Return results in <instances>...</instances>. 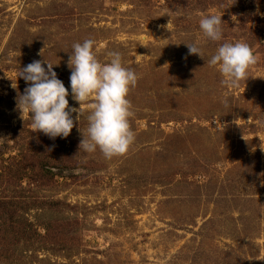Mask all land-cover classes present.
<instances>
[{
    "label": "rangeland",
    "instance_id": "obj_1",
    "mask_svg": "<svg viewBox=\"0 0 264 264\" xmlns=\"http://www.w3.org/2000/svg\"><path fill=\"white\" fill-rule=\"evenodd\" d=\"M209 13L222 41L199 29ZM84 39L101 62L118 51L138 77L127 96L134 141L108 159L78 149L91 99L65 138L34 131L16 107L21 68L45 58L68 88L72 44ZM223 41L256 58L235 87L205 63ZM261 121L264 0H0V199L36 203L17 208L26 237L0 264H264ZM53 165L65 168L37 176ZM51 199L63 204L41 206ZM36 231L46 240L32 253Z\"/></svg>",
    "mask_w": 264,
    "mask_h": 264
},
{
    "label": "clouds",
    "instance_id": "obj_2",
    "mask_svg": "<svg viewBox=\"0 0 264 264\" xmlns=\"http://www.w3.org/2000/svg\"><path fill=\"white\" fill-rule=\"evenodd\" d=\"M170 23L171 20L164 26L168 30ZM221 24V16L214 13L199 19L200 31L213 42L223 39ZM185 45L189 55L198 54L204 59L196 43ZM108 56L107 62L97 59L92 39L73 43L67 61L70 69L68 88L57 77L54 65L45 58L22 67L18 77L25 81L26 87L16 100L21 116L24 113L28 115L34 131L50 138H65L73 129L74 120L79 124L83 105L91 99L85 132L82 133L79 127L82 133L79 151L93 153L99 150L106 159L125 154L134 141L127 96L138 77L131 68L124 66L118 51L110 52ZM255 62L252 49L241 41L219 43L214 54L205 60L208 66L218 70L222 77L221 85L228 88L237 86ZM12 87L16 88V85L12 83ZM69 94L79 107L69 106Z\"/></svg>",
    "mask_w": 264,
    "mask_h": 264
},
{
    "label": "trees",
    "instance_id": "obj_3",
    "mask_svg": "<svg viewBox=\"0 0 264 264\" xmlns=\"http://www.w3.org/2000/svg\"><path fill=\"white\" fill-rule=\"evenodd\" d=\"M57 166L58 165H53V167L44 166L42 168V171H39V174L37 173L38 174L37 176L43 178L42 175L45 174L44 175L45 178H52L55 175L52 168H55ZM57 168L61 169L65 167L60 166ZM34 201L35 200L29 201L28 199H19V200L0 199V210L3 212V214H1V219L4 224V228L2 227L0 229L1 230L0 234L2 233L4 236L3 238H0V256L1 255L6 256V257L11 256L12 255L11 252L14 249V244H17L16 242H20L21 240H25L24 238L26 237V230L24 227L20 226L16 222V219H15L17 216L16 212H17V208H20L24 211L31 209L33 206H35L34 204H36V203H33ZM40 203L42 207L46 206L48 208L51 207L53 209H56L61 204H63V202L60 199L40 201ZM47 228H49V226ZM49 234H51V232ZM52 236H54V233L52 234ZM61 236H63V234ZM43 239L46 240V236L40 233H37L36 231V236L34 240L30 243L31 245L29 246L30 249L31 248L33 249L32 253H34V251L36 252V248H41L40 242L41 241L43 242ZM21 244L25 247V245H27L28 243H21ZM41 249H44V248H41ZM26 250H28V246H26ZM21 251H24V249L22 248Z\"/></svg>",
    "mask_w": 264,
    "mask_h": 264
}]
</instances>
